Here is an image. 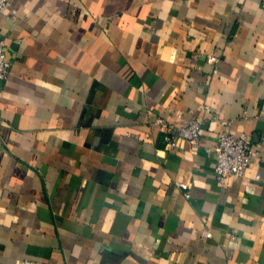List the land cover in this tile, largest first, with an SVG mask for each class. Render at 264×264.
Masks as SVG:
<instances>
[{"label":"crops","instance_id":"0c3cea01","mask_svg":"<svg viewBox=\"0 0 264 264\" xmlns=\"http://www.w3.org/2000/svg\"><path fill=\"white\" fill-rule=\"evenodd\" d=\"M0 39V264H264V0H8Z\"/></svg>","mask_w":264,"mask_h":264},{"label":"built area","instance_id":"2783aa9c","mask_svg":"<svg viewBox=\"0 0 264 264\" xmlns=\"http://www.w3.org/2000/svg\"><path fill=\"white\" fill-rule=\"evenodd\" d=\"M8 3V0H0V10ZM214 56H207V61L216 62ZM10 68V63L5 57L4 42L0 39V82L6 80ZM201 118H193L185 122H165L160 118L154 120L161 131V141L166 150H172L177 146L179 140H184L192 144H197L200 138L202 126ZM251 142L234 136L231 133L222 132L217 137L215 147V162L213 174L220 185H224L226 180L232 176H243L249 166L250 158L253 154ZM177 187L183 191V196L188 199L190 193L188 185L176 182ZM29 264V263H28Z\"/></svg>","mask_w":264,"mask_h":264}]
</instances>
